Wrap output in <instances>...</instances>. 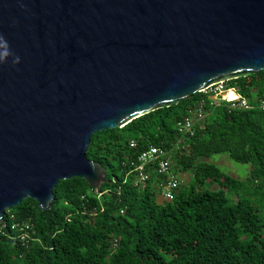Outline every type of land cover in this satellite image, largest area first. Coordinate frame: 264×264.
<instances>
[{
	"label": "water",
	"instance_id": "obj_1",
	"mask_svg": "<svg viewBox=\"0 0 264 264\" xmlns=\"http://www.w3.org/2000/svg\"><path fill=\"white\" fill-rule=\"evenodd\" d=\"M262 69L264 0H0V222L104 183L92 133Z\"/></svg>",
	"mask_w": 264,
	"mask_h": 264
},
{
	"label": "trees",
	"instance_id": "obj_2",
	"mask_svg": "<svg viewBox=\"0 0 264 264\" xmlns=\"http://www.w3.org/2000/svg\"><path fill=\"white\" fill-rule=\"evenodd\" d=\"M225 84L242 96H264V69ZM204 96L197 92L92 133L85 155L105 169L100 196L72 177L53 186L47 209L20 200L7 210L16 222L31 224L32 239L24 248L3 213L0 264H264V110L211 108L194 127L187 153L175 158L188 179L170 201L157 199L151 179L138 187L127 175V160L149 144L172 146L175 122ZM219 154L248 166L246 184L207 161ZM206 180L218 187L207 188Z\"/></svg>",
	"mask_w": 264,
	"mask_h": 264
},
{
	"label": "built area",
	"instance_id": "obj_3",
	"mask_svg": "<svg viewBox=\"0 0 264 264\" xmlns=\"http://www.w3.org/2000/svg\"><path fill=\"white\" fill-rule=\"evenodd\" d=\"M225 82L211 84L199 91L205 96L200 98L193 108H188L186 113L175 122L178 138L171 147L165 148L149 144L129 161L127 160L129 167L127 175H132V183L135 186L144 187L151 179V186L156 190L157 199L159 201L172 200L174 191L184 182L182 173H186L174 167L175 158L183 152L187 153L189 149L187 142L194 132V127L202 126L203 120L211 108L222 105L228 112L252 107L264 110V96H242L236 87L228 86ZM230 93L233 96H230ZM135 145L136 142L130 139L128 146L134 148ZM93 190L96 197H99L100 193L96 189ZM3 213L10 221L9 228L17 230L15 238L24 248H27L29 240L32 239L28 234V230L32 228L31 224L16 222L13 213L7 209ZM119 213H123V210L120 209ZM4 228L5 221L2 219L0 233L4 232ZM111 246H116V240L111 242Z\"/></svg>",
	"mask_w": 264,
	"mask_h": 264
},
{
	"label": "rangeland",
	"instance_id": "obj_4",
	"mask_svg": "<svg viewBox=\"0 0 264 264\" xmlns=\"http://www.w3.org/2000/svg\"><path fill=\"white\" fill-rule=\"evenodd\" d=\"M207 161L218 166L226 174L231 175L235 179L241 181L243 185L246 184L245 178L248 176V166L246 164L234 162L225 154L215 155ZM182 175L185 182L188 178V174L182 173ZM205 186L209 189H216L218 187L215 183H212L209 180H206Z\"/></svg>",
	"mask_w": 264,
	"mask_h": 264
},
{
	"label": "bare ground",
	"instance_id": "obj_5",
	"mask_svg": "<svg viewBox=\"0 0 264 264\" xmlns=\"http://www.w3.org/2000/svg\"><path fill=\"white\" fill-rule=\"evenodd\" d=\"M230 96H233L231 93L229 94Z\"/></svg>",
	"mask_w": 264,
	"mask_h": 264
},
{
	"label": "crops",
	"instance_id": "obj_6",
	"mask_svg": "<svg viewBox=\"0 0 264 264\" xmlns=\"http://www.w3.org/2000/svg\"><path fill=\"white\" fill-rule=\"evenodd\" d=\"M187 179H188V178H187ZM186 181H187V180H186ZM186 181H185V182H186Z\"/></svg>",
	"mask_w": 264,
	"mask_h": 264
},
{
	"label": "clouds",
	"instance_id": "obj_7",
	"mask_svg": "<svg viewBox=\"0 0 264 264\" xmlns=\"http://www.w3.org/2000/svg\"><path fill=\"white\" fill-rule=\"evenodd\" d=\"M17 62H18V60H17Z\"/></svg>",
	"mask_w": 264,
	"mask_h": 264
}]
</instances>
